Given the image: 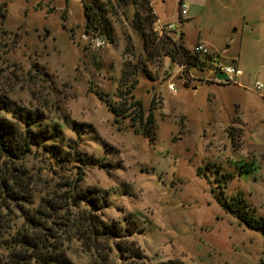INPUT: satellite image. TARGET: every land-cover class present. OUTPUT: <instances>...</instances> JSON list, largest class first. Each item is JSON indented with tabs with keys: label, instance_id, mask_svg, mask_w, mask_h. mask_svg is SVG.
<instances>
[{
	"label": "rangeland",
	"instance_id": "1",
	"mask_svg": "<svg viewBox=\"0 0 264 264\" xmlns=\"http://www.w3.org/2000/svg\"><path fill=\"white\" fill-rule=\"evenodd\" d=\"M81 1L0 0V121L20 148L0 151V240L34 216L71 264H264V0H148L179 51L117 0H96L108 28L85 30ZM200 43L209 56L181 75L173 57ZM209 61L242 76L225 83ZM103 100L129 110L118 125ZM134 102L153 104L152 140L130 127ZM89 212L124 237L75 241L98 239Z\"/></svg>",
	"mask_w": 264,
	"mask_h": 264
},
{
	"label": "trees",
	"instance_id": "2",
	"mask_svg": "<svg viewBox=\"0 0 264 264\" xmlns=\"http://www.w3.org/2000/svg\"><path fill=\"white\" fill-rule=\"evenodd\" d=\"M128 5L139 6L140 10L146 15L149 20V24L155 23L156 17L153 14L152 7L148 0H117ZM83 16L85 19V30L98 29V27L108 28L106 19L104 18V11L101 5L97 4L96 0L90 4L81 1ZM136 31L145 40V34L143 28L136 25ZM163 39L168 40L171 44L172 50H180V46L171 42V39L167 36H162ZM146 40L148 38L146 37ZM184 51V50H183ZM180 53V52H179ZM180 57V58H179ZM179 57H173L172 62L178 63L180 59L191 67H196L195 62L199 57L191 56L190 52H185ZM210 62V61H209ZM180 63V62H179ZM206 66V65H205ZM108 106L112 116L113 124L118 125L122 119H124L129 112L126 107L119 104L111 103L108 100H103ZM133 107H135V112L130 117V127L133 129L135 134L142 137H146L149 140L153 139L155 130V119L153 114V104L150 109L144 114V111L139 104V102H134ZM1 111V108H0ZM16 133L14 132L12 126L5 122L0 121V151L7 157H17V153L20 151L16 144ZM29 145H34L40 147L43 140L46 137H41L40 140L34 138L33 136L28 137ZM89 193V192H88ZM73 201L75 198H72ZM94 198H89L83 194L77 196L73 206L79 207L80 204L88 207L89 210L95 212L96 204ZM230 206L232 210L230 211L235 217L240 221L246 223L250 228H255L259 226V222L255 219L245 217L247 203L243 198L234 197L232 198ZM34 213L38 216H43L39 208H35ZM87 221L90 224V232L95 239L100 240H75L82 244H86L88 247L93 248L104 242V241H114L115 239H120V230L114 226L108 227L104 226L102 222L96 219L95 214L92 212L87 213ZM264 223L263 221H261ZM25 228L20 232L16 233V236L10 240H0V264H71L65 257V253L62 250V244L60 240H52V235H46L41 233L45 229V224L47 223V218L40 217L38 220L34 216H26L24 218ZM38 232L40 236L36 234V237L27 234ZM30 233V234H32ZM89 239V237H88ZM69 241V240H64ZM73 241V240H70ZM96 244V245H95ZM95 245V246H94ZM14 250V251H13ZM135 258V254L132 256Z\"/></svg>",
	"mask_w": 264,
	"mask_h": 264
},
{
	"label": "built area",
	"instance_id": "3",
	"mask_svg": "<svg viewBox=\"0 0 264 264\" xmlns=\"http://www.w3.org/2000/svg\"><path fill=\"white\" fill-rule=\"evenodd\" d=\"M187 14V7L179 3V17L182 18L186 16ZM154 31L159 36H168L171 33L175 32V28L173 24H163L162 22L156 20L154 24ZM176 34V33H175ZM177 37H179V34H176ZM191 56H197L199 58L207 57L209 56L208 49L203 44H197L190 52ZM180 62V63H179ZM177 70L180 72L181 75H188L189 77H192L191 71L188 69V64L184 62L183 59H180L178 63H175ZM207 66H210V68L216 72V74L224 76V82L225 83H233L235 78L241 77L242 73L240 70H238L236 67H227L222 66L215 62H208ZM192 68V67H191ZM189 70V72H187ZM253 88L256 92H260L263 89V85L259 81H255ZM170 92H175L174 87L170 85L168 87Z\"/></svg>",
	"mask_w": 264,
	"mask_h": 264
},
{
	"label": "crops",
	"instance_id": "4",
	"mask_svg": "<svg viewBox=\"0 0 264 264\" xmlns=\"http://www.w3.org/2000/svg\"><path fill=\"white\" fill-rule=\"evenodd\" d=\"M179 1H180V0H178V2H179ZM155 17H156V16H155ZM156 20L160 21V20H159V19H157V18H156ZM160 22H162V21H160ZM214 80H215V79H214Z\"/></svg>",
	"mask_w": 264,
	"mask_h": 264
}]
</instances>
